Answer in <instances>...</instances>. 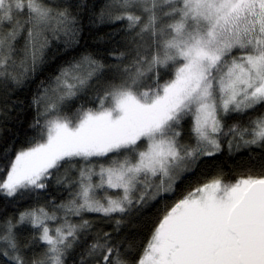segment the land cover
<instances>
[{
  "label": "snow or ice",
  "instance_id": "snow-or-ice-1",
  "mask_svg": "<svg viewBox=\"0 0 264 264\" xmlns=\"http://www.w3.org/2000/svg\"><path fill=\"white\" fill-rule=\"evenodd\" d=\"M87 8L86 0H0V90L33 78L55 59L54 44L78 46ZM90 23L122 25L109 34L114 63L81 54L41 82L37 135L0 179L5 197L54 181L67 198L0 219L4 264H67L74 254L77 264H264V163L261 174L233 181L220 170L165 202L143 245L117 239L133 212L175 195L206 158L225 147L264 152V113L226 123L264 108V0H104ZM88 90L95 107L64 112ZM89 214L112 231L96 230ZM35 247L38 255H25Z\"/></svg>",
  "mask_w": 264,
  "mask_h": 264
},
{
  "label": "trees",
  "instance_id": "trees-1",
  "mask_svg": "<svg viewBox=\"0 0 264 264\" xmlns=\"http://www.w3.org/2000/svg\"><path fill=\"white\" fill-rule=\"evenodd\" d=\"M80 2H84V0H80ZM86 2L88 8L83 11L81 17L83 21V34L79 45L69 50H64L61 46L54 44L48 55L50 57L55 56V59L46 63L36 72L33 78L29 79L21 87H13L10 94H6L3 90H0V108L7 107L11 109L6 114V118L0 117V169H3V171H0V179L6 175L8 163L14 157L15 151L21 147H26L27 142L37 135V130L31 127L37 116L36 107L32 101L33 97L40 91L41 82L47 84L62 65L73 58H78L81 54L93 53L97 58L105 59L106 63H114V61L107 58L108 53L116 47L115 41L110 38L109 34L122 27V25L117 24L112 26L104 24L96 26L91 24L90 20L98 13L104 0H86ZM73 10L75 11V8ZM93 95V90H88L86 93L81 94L64 108V112H74L81 104L86 108L95 107V103L91 99ZM6 100L9 101L8 104H5ZM261 113H264V108H258L256 111L244 116L234 115L226 123L229 125L237 121L246 123L250 118ZM189 128L190 121H186L184 123V140L186 142L189 141ZM261 163H264V152L258 149H254L251 155H249L247 150L230 154L225 147L214 158H206L195 173L187 175L180 181L175 195H166L165 200L154 202L151 206L139 212H133L127 218V222L122 227L117 239L125 241L126 245H143L157 221L158 210L165 202L170 205L187 190H190L205 179L217 175L220 170L224 173L225 181H233L241 175H259L261 174ZM63 171L64 169H61V173ZM67 195V192L63 188L56 186L54 181L50 183L46 191L24 193L22 196L17 195L13 198L0 195V219L14 217L18 215L19 211L37 203L45 204L48 201L59 203L61 200L66 199ZM86 218L96 221V230L112 231V225L103 222L99 215L89 214ZM20 231L21 239H27L31 234V229L28 226H24ZM133 250L135 251L136 248L134 247ZM41 251L42 248L35 247L34 249H29L25 255L32 257L34 252L38 255ZM0 264H4L2 258H0ZM67 264H77V254L70 256Z\"/></svg>",
  "mask_w": 264,
  "mask_h": 264
}]
</instances>
